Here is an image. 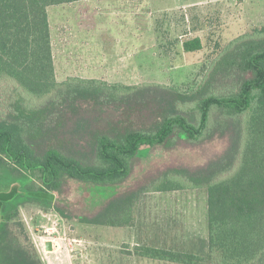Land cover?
<instances>
[{
	"label": "trees",
	"instance_id": "1",
	"mask_svg": "<svg viewBox=\"0 0 264 264\" xmlns=\"http://www.w3.org/2000/svg\"><path fill=\"white\" fill-rule=\"evenodd\" d=\"M81 1L87 0H0V81L29 98L48 99L32 110L17 101L13 112L0 118V181H5L0 188L26 179L21 194L14 192L7 199L12 192L0 190L3 264H40L13 245L7 229L25 200L49 204L48 192L57 191L66 179L119 185L148 148L179 140L198 143L214 135L228 136L229 146L219 159L195 173L176 176L179 182L173 178L154 187L157 192L206 189V254L148 247L136 254L173 264H264V26L225 46L191 94L161 85L96 79L59 83L47 9ZM182 48L195 52L202 45L195 38L183 42ZM76 107L118 115L89 133L84 152L54 135ZM32 179L40 185L30 188ZM135 201L136 194L120 197L84 222L131 227Z\"/></svg>",
	"mask_w": 264,
	"mask_h": 264
},
{
	"label": "rangeland",
	"instance_id": "2",
	"mask_svg": "<svg viewBox=\"0 0 264 264\" xmlns=\"http://www.w3.org/2000/svg\"><path fill=\"white\" fill-rule=\"evenodd\" d=\"M47 14L57 82L94 78L127 86L161 85L191 94L225 46L264 26V0H87L49 7ZM195 38L201 50L184 52L182 43ZM47 100L29 98L0 81V118L13 112L17 101L32 110ZM76 109L54 135L84 152L89 133L118 115ZM228 146L227 135H214L198 143L179 140L148 148L134 160L128 179L116 186L66 179L57 191L48 192L49 204L25 200L18 205L7 227L13 245L40 264H173L140 257L136 253L143 247L203 256L206 189L157 192L154 187L206 168ZM2 180L0 186L5 184ZM21 181L26 179L10 181L12 185L0 190L12 192L7 199L14 192L21 194ZM29 185L40 183L32 179ZM134 194L131 227L84 222L108 203ZM46 241L52 242V252L45 251ZM0 263H5L3 252Z\"/></svg>",
	"mask_w": 264,
	"mask_h": 264
},
{
	"label": "water",
	"instance_id": "3",
	"mask_svg": "<svg viewBox=\"0 0 264 264\" xmlns=\"http://www.w3.org/2000/svg\"><path fill=\"white\" fill-rule=\"evenodd\" d=\"M44 247H45L46 252H52L53 251V245H52L51 241H46Z\"/></svg>",
	"mask_w": 264,
	"mask_h": 264
},
{
	"label": "crops",
	"instance_id": "4",
	"mask_svg": "<svg viewBox=\"0 0 264 264\" xmlns=\"http://www.w3.org/2000/svg\"><path fill=\"white\" fill-rule=\"evenodd\" d=\"M52 54H53V51H52ZM53 63H54V55H53ZM55 66V65H54ZM88 78V77H87ZM92 78V77H91ZM94 79V78H93ZM53 245V244H52ZM56 246V245H55Z\"/></svg>",
	"mask_w": 264,
	"mask_h": 264
}]
</instances>
